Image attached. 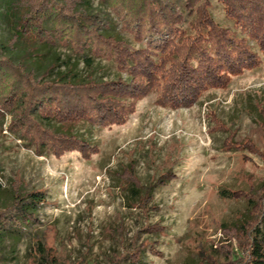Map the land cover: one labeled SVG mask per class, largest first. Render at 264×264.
<instances>
[{"label": "rangeland", "instance_id": "rangeland-1", "mask_svg": "<svg viewBox=\"0 0 264 264\" xmlns=\"http://www.w3.org/2000/svg\"><path fill=\"white\" fill-rule=\"evenodd\" d=\"M12 1L0 0V42L13 35ZM211 1L213 19L230 26ZM88 9L110 24L109 33L133 49L141 46L99 0H89ZM21 45L26 53L35 48ZM42 55L37 64L51 66L52 76L74 65L78 78L126 79L105 57L86 66L62 46ZM260 60L226 89L204 92L190 108L159 107L150 94L136 101L123 125L69 126L72 134L97 147L89 158L78 152L38 155L9 132L8 117L0 118V195L19 182L44 198L36 208L37 222L25 227L20 238L5 241L0 264H37L45 248L52 250L56 264H109L143 245V264H205L204 255L227 264L225 252L237 254L238 242L229 229L247 211L245 200L230 193L264 184V56ZM226 138L234 144L251 141L262 155L225 150ZM164 175L172 178L160 186L156 182ZM128 177L139 190L128 188ZM151 187L143 209L142 196ZM149 226L157 230L147 231Z\"/></svg>", "mask_w": 264, "mask_h": 264}, {"label": "trees", "instance_id": "trees-1", "mask_svg": "<svg viewBox=\"0 0 264 264\" xmlns=\"http://www.w3.org/2000/svg\"><path fill=\"white\" fill-rule=\"evenodd\" d=\"M99 2L120 21L121 30L141 44L138 49L109 33L110 24L89 12V0L11 2L16 13L13 35L0 42V118L8 117L9 132L38 155L78 152L89 158L97 147L72 134L69 126L123 125L135 112L136 101L150 94L156 95L159 107L190 108L204 92L224 90L232 78L257 68L260 55L264 56V0H215L228 27L213 19L211 0ZM21 44L35 48L26 53ZM57 46L68 48L86 66L105 57L126 79L78 78L72 73L74 65L52 76L51 66L37 63L39 55ZM260 112L263 117L264 110ZM223 146L262 155L247 140L234 144L226 138ZM170 178L164 175L156 183L163 186ZM126 184L132 192L139 190L129 177ZM20 185L13 183L6 195H0V257L7 239L20 238L25 227L37 222L36 208L44 202L41 192ZM151 189L142 196L143 209L150 202ZM230 196L244 199L247 211L229 229L238 242L237 254L225 252L227 264H264V184ZM151 230L157 229L149 226L147 231ZM145 248L132 247L109 264H143ZM201 260L218 264L205 255ZM37 264H56L52 250L45 248Z\"/></svg>", "mask_w": 264, "mask_h": 264}]
</instances>
